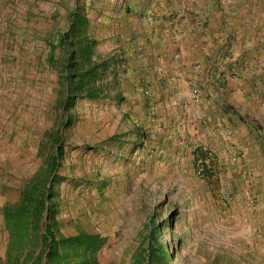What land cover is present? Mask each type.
<instances>
[{"label": "rangeland", "instance_id": "rangeland-1", "mask_svg": "<svg viewBox=\"0 0 264 264\" xmlns=\"http://www.w3.org/2000/svg\"><path fill=\"white\" fill-rule=\"evenodd\" d=\"M121 9L120 0H0V264H52L38 259L36 244H13L5 212L29 185L50 183L60 131L66 180L51 201L56 237L104 241L61 264H264V48L253 66L236 58L224 70L257 89L255 103L234 99L230 112L234 135L245 136L215 151L158 144L155 129L125 107L121 47L133 35ZM76 12L87 23L73 34ZM80 48L89 53L80 57ZM75 51L76 69L92 75L66 110ZM169 151L176 156L164 157ZM202 153L211 159L204 177Z\"/></svg>", "mask_w": 264, "mask_h": 264}, {"label": "crops", "instance_id": "crops-1", "mask_svg": "<svg viewBox=\"0 0 264 264\" xmlns=\"http://www.w3.org/2000/svg\"><path fill=\"white\" fill-rule=\"evenodd\" d=\"M260 1L120 0L121 25L133 35L121 47L129 59L125 107L155 129L158 144L215 151L245 136L234 135L230 112L234 99L255 103L257 89L224 70L236 58L250 66L260 60ZM169 152L164 157L177 154Z\"/></svg>", "mask_w": 264, "mask_h": 264}, {"label": "trees", "instance_id": "trees-1", "mask_svg": "<svg viewBox=\"0 0 264 264\" xmlns=\"http://www.w3.org/2000/svg\"><path fill=\"white\" fill-rule=\"evenodd\" d=\"M78 12V11H77ZM73 13L71 20L72 33L85 28L87 19L84 15ZM65 39L63 38V43ZM90 50L80 48L78 53L80 57ZM76 51L70 55L68 61V79L67 91L68 97L65 104V109L69 110L79 95L83 94L90 82L85 78L92 75V70L89 69L85 73H80L75 67L77 60ZM87 82V83H85ZM98 91L91 88L88 91L89 98H96ZM62 131L57 133L56 148L54 153L49 156L47 165L51 172L50 183L48 184H32L26 187L22 192V198L19 204L13 207H8L5 212L6 226L11 234L13 244L20 250L24 249L28 244L34 243L36 250L39 248L38 259H43L46 256L48 263L61 264L63 261L69 263V259L74 255H88L97 252L103 246L104 241L98 235H89L81 233L75 237L66 239H57L56 229L51 219L54 218L55 210L52 208V199L54 197V186L56 183L64 182L66 179L59 174L60 160L63 155ZM202 158L207 159V155L202 153ZM50 206V207H49ZM49 216V220H48ZM34 238V241L33 239ZM35 251V250H34Z\"/></svg>", "mask_w": 264, "mask_h": 264}, {"label": "built area", "instance_id": "built-area-1", "mask_svg": "<svg viewBox=\"0 0 264 264\" xmlns=\"http://www.w3.org/2000/svg\"><path fill=\"white\" fill-rule=\"evenodd\" d=\"M210 161H211V159L208 157V155H207L206 160L198 158L197 164H196V169H197L198 175H200L201 177H204L210 173V167H209Z\"/></svg>", "mask_w": 264, "mask_h": 264}]
</instances>
